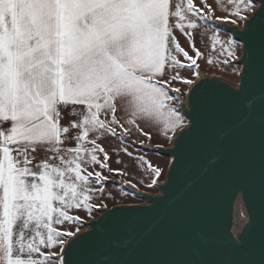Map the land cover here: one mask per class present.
Wrapping results in <instances>:
<instances>
[{
  "label": "snow or ice",
  "instance_id": "snow-or-ice-1",
  "mask_svg": "<svg viewBox=\"0 0 264 264\" xmlns=\"http://www.w3.org/2000/svg\"><path fill=\"white\" fill-rule=\"evenodd\" d=\"M227 3L232 11L220 17L194 0H0V264H219L182 257L137 262L129 258L133 243L119 240L82 260L86 221L73 211L83 209L91 218L96 209H107L93 202L109 180L104 172L124 174L110 166L109 152L98 141L134 143L126 141L133 133L125 124L151 139L138 118H162L169 141L199 128L198 101L213 84H196L202 53L193 42L190 55L177 30L191 38L188 30L199 27L197 20L236 26L229 29L234 37L212 35V49L220 46L223 63L244 65L242 72L236 68L242 79L259 81L261 94L245 100L246 117L264 106V0ZM177 81L187 92L173 86ZM260 122L264 135V111ZM120 150L133 156L127 146ZM148 168L153 187L163 169L151 163ZM193 252L203 255L199 248ZM231 254L232 264H264V233L255 247L232 239Z\"/></svg>",
  "mask_w": 264,
  "mask_h": 264
},
{
  "label": "water",
  "instance_id": "water-1",
  "mask_svg": "<svg viewBox=\"0 0 264 264\" xmlns=\"http://www.w3.org/2000/svg\"><path fill=\"white\" fill-rule=\"evenodd\" d=\"M213 25L236 35L229 31L236 27L230 23L216 20ZM244 30L245 25L238 27L239 32ZM240 65L242 72L244 65ZM209 81L213 87L206 99L198 101L200 126L195 132L182 139L178 132L170 147L137 146L170 158L166 179L155 185L159 193L133 189L119 178L115 184L144 202L100 209V215L81 230L80 259H93L119 240L133 243L129 258L137 262L182 257L232 264V239L250 247L260 243L264 233L260 112L264 106H257L256 115L249 119L245 100L261 94V85L246 76L240 75L239 83L233 85L202 73L196 84ZM241 87L244 93L238 94ZM241 219L247 221L241 224ZM194 248L203 255H195Z\"/></svg>",
  "mask_w": 264,
  "mask_h": 264
},
{
  "label": "rangeland",
  "instance_id": "rangeland-1",
  "mask_svg": "<svg viewBox=\"0 0 264 264\" xmlns=\"http://www.w3.org/2000/svg\"><path fill=\"white\" fill-rule=\"evenodd\" d=\"M176 2H179V0H176ZM205 2L207 5H210L212 7L215 16L224 17L227 16L229 12L232 11V6L227 3V0H194V3H196L197 6H203ZM225 8L227 9L226 11L223 10ZM218 21L226 22L224 20H218ZM197 23L199 24V27L197 29L188 30L189 32L192 33L191 38L182 35L178 30L176 31V35L179 38L181 46L184 47L186 51H189L190 55L195 56V52L191 48V44L193 42L195 43V48L199 49V51L202 53V56L197 61L200 68V73H202L206 77L219 78L233 85H237L240 81V74L237 73L236 68H239L241 70V65L236 62H234L233 64L223 63V60L227 59V56L221 54L219 45H217L216 50L213 51L212 40H211V36L214 34H219L221 39H227L233 36L230 33L226 32L225 30H222L211 23H205L203 20H197ZM243 25L244 24H240L239 27H243ZM241 54L242 52H240V55ZM179 58L181 60L184 59L182 56ZM209 60H211L212 62L209 63ZM174 71H180L181 75L184 76L190 75V72L187 69H177ZM172 74H174V72L170 71L169 77ZM173 86L181 87L182 91L187 92V89L184 88V86L179 81L174 82ZM173 95L175 94L173 93ZM143 130L144 132L151 133L146 129ZM132 133L133 134L131 136L126 138V141H133L134 143H127V142L122 143L120 139L114 137H109L108 139L98 141V143L103 144L105 149L109 152V155L111 157L109 161L110 166L114 169L123 170L124 174L123 175H119L116 173L109 174L105 170L104 174L109 175V180L105 182L103 191L97 192L95 194L93 200L94 203L103 202L108 205V208H112L120 205L143 204L144 202L143 200L136 198L133 194L126 191L119 185L115 184V182L119 178H121L129 185L136 184L137 189L147 192L149 194L156 195L159 193L158 188L156 186L149 187V184L153 179V174L151 170L148 168V163H151V165L163 169V174L159 180L161 181V183H163L167 177L168 169L170 166V158L157 153L145 151L137 146L153 145L160 147H170V145L172 144V140L169 141V139L166 138L165 136L156 134L155 132L151 133V139H147L146 137L142 136L139 131L136 132L133 129H132ZM141 140L144 141L143 144L140 143ZM124 146H127L129 151L133 153L132 157H128L123 151L120 150ZM141 156L144 157L143 161L137 159L138 157ZM89 170H92V168H89ZM92 186L97 187L95 183H93ZM100 209L102 208L96 209L92 213L91 218L88 217L86 211L83 209L79 210L78 212L74 210L73 214L80 215L81 217L84 218L86 222H88L100 215ZM241 213L243 212L242 211L238 212V216H242ZM242 220L243 219L240 220V223L242 224L247 221L245 219L244 221ZM86 222L82 229L86 228ZM63 227H69V225L65 224Z\"/></svg>",
  "mask_w": 264,
  "mask_h": 264
},
{
  "label": "crops",
  "instance_id": "crops-1",
  "mask_svg": "<svg viewBox=\"0 0 264 264\" xmlns=\"http://www.w3.org/2000/svg\"><path fill=\"white\" fill-rule=\"evenodd\" d=\"M118 117L121 119V122H125L128 118V116L125 114V112L123 110H121L118 113ZM128 127H131L133 130L137 131L136 126H130L125 124ZM137 125L143 129H146L149 132H155L156 134H160V135H164L163 133V122H162V118L159 122H157L155 120V118H152L151 120L149 119H145V118H138L137 119Z\"/></svg>",
  "mask_w": 264,
  "mask_h": 264
},
{
  "label": "bare ground",
  "instance_id": "bare-ground-1",
  "mask_svg": "<svg viewBox=\"0 0 264 264\" xmlns=\"http://www.w3.org/2000/svg\"><path fill=\"white\" fill-rule=\"evenodd\" d=\"M240 206V205H239ZM240 212V211H239ZM242 221H244V220H242ZM242 224V223H241ZM244 224V223H243Z\"/></svg>",
  "mask_w": 264,
  "mask_h": 264
}]
</instances>
